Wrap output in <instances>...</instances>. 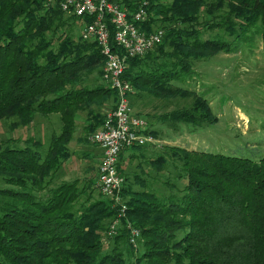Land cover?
Here are the masks:
<instances>
[{
    "label": "trees",
    "instance_id": "trees-1",
    "mask_svg": "<svg viewBox=\"0 0 264 264\" xmlns=\"http://www.w3.org/2000/svg\"><path fill=\"white\" fill-rule=\"evenodd\" d=\"M149 1V10L166 22V34L145 56L128 58L123 77L141 91L182 90L176 83L192 77V58L237 49L236 41L249 31L260 35L264 46V0ZM202 7L209 13L203 21ZM65 14L59 0L50 5L0 0V120L15 116L26 123L40 112L60 113L64 121L46 149L33 137L24 144L15 138L0 141V264H264V154L256 162L169 146L156 162L172 165L176 175L175 181H163L172 189L164 196L144 184L134 188L125 178L120 194L128 209L122 219L144 237L143 251L133 259L120 245L128 242L126 226L112 245L102 241L107 221L118 214L109 198L92 199L79 179L54 185L71 154L78 110L109 95L117 100L109 85L73 84L81 71L104 63V56L95 41L74 38L72 22L82 19ZM148 22L150 27L157 19ZM88 114L86 129L93 133L105 115ZM168 117L194 124L214 121L201 96ZM177 179L184 181L182 187Z\"/></svg>",
    "mask_w": 264,
    "mask_h": 264
},
{
    "label": "rangeland",
    "instance_id": "rangeland-1",
    "mask_svg": "<svg viewBox=\"0 0 264 264\" xmlns=\"http://www.w3.org/2000/svg\"><path fill=\"white\" fill-rule=\"evenodd\" d=\"M163 1L169 5L173 0ZM202 11L201 21L205 16L209 17L204 7ZM67 16L65 14V17ZM153 16L157 19V25H166L162 15L157 14L155 9ZM72 24L70 32L74 38L82 37V21ZM205 33L233 39L219 29H206ZM81 40L92 41L83 37ZM236 42H238L237 49L218 50L209 56L192 58L194 71L192 77L187 81L176 83L182 87V90L173 89L157 95L133 86V91L129 94L132 111L147 120L146 133L149 139L144 145L128 148L121 153L119 166L123 169L121 173L127 178V183H133V187L137 189L143 188L144 184L145 188L155 190L159 196L171 193L172 189L163 181L165 179L175 181L173 166L156 164L157 157L164 154L169 146L236 155L259 162L264 154V46L260 35L256 36L252 31ZM103 68L104 63H100L81 71L73 84L108 86L103 77ZM199 96L207 100L214 117L213 122L194 124L168 117V113L172 110L192 106ZM103 101L100 104L95 101L85 103L76 113L75 131L68 144L71 154L63 162L59 175L54 181V185H58L63 181L79 179L80 184L87 185L92 199L105 196L97 183L99 152L91 138L92 133L86 129L89 122L86 117H89L90 110H95L102 116L111 111L116 104L114 95L105 97ZM27 121L29 122L23 123L15 116L0 120V141L5 142L9 138H15L16 143L24 144L26 139L33 137L40 139L43 148L46 149L54 136L61 133L64 125L60 113L37 112ZM166 156L170 161L167 154ZM135 174L146 180L141 181L135 177ZM178 184L182 187L184 181L178 180ZM86 195L87 193L84 198ZM123 200L126 201L124 196ZM130 225L133 223L128 218L121 220L113 218L107 221V228L102 231L103 243L112 245L120 228L126 226L130 230ZM127 236L128 242H121L120 245L133 259V256L143 251L144 237L141 234L136 242H132L130 234Z\"/></svg>",
    "mask_w": 264,
    "mask_h": 264
},
{
    "label": "built area",
    "instance_id": "built-area-1",
    "mask_svg": "<svg viewBox=\"0 0 264 264\" xmlns=\"http://www.w3.org/2000/svg\"><path fill=\"white\" fill-rule=\"evenodd\" d=\"M55 1L47 0L49 5ZM59 3L67 14L82 19V37L97 43L104 56L103 77L117 92L115 107L104 114L102 125L91 138L102 151L98 186L117 209L116 219L121 220L128 206L120 194L125 178L119 171V157L123 150L144 145L149 139L147 120L132 111L129 94L133 85L123 74L128 58L142 57L154 50L163 43L166 30L153 23L148 26L153 16L149 0H59ZM140 236V228L130 225L131 241L136 242Z\"/></svg>",
    "mask_w": 264,
    "mask_h": 264
},
{
    "label": "crops",
    "instance_id": "crops-1",
    "mask_svg": "<svg viewBox=\"0 0 264 264\" xmlns=\"http://www.w3.org/2000/svg\"><path fill=\"white\" fill-rule=\"evenodd\" d=\"M87 118L89 119V117H86V119H87ZM82 135H84V134H82ZM95 147L97 148V151L99 152V160H100V158H101V156H102V151H101V149H100L98 146L95 145ZM127 149H128V148H127ZM127 149H125V150H127ZM123 151H124V150H123ZM123 151H122V152H123ZM120 156H121V155H120ZM119 158H120V157H119Z\"/></svg>",
    "mask_w": 264,
    "mask_h": 264
}]
</instances>
